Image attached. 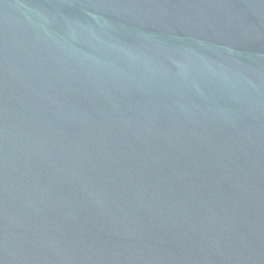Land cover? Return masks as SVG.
<instances>
[{"label":"water","instance_id":"1","mask_svg":"<svg viewBox=\"0 0 264 264\" xmlns=\"http://www.w3.org/2000/svg\"><path fill=\"white\" fill-rule=\"evenodd\" d=\"M0 264H264V0H0Z\"/></svg>","mask_w":264,"mask_h":264}]
</instances>
